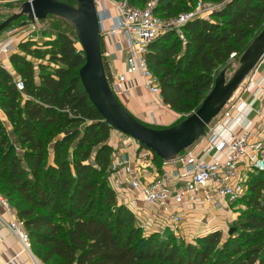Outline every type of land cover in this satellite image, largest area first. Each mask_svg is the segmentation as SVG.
<instances>
[{"label":"trees","instance_id":"1","mask_svg":"<svg viewBox=\"0 0 264 264\" xmlns=\"http://www.w3.org/2000/svg\"><path fill=\"white\" fill-rule=\"evenodd\" d=\"M126 1L142 7L148 0ZM197 1L156 0L154 9L171 17ZM204 1L219 6L185 23L184 41L167 31L146 53L162 103L184 114L177 121L201 104L218 69L231 54L241 55L264 27V0ZM76 42L74 32L56 33L46 51L54 65L40 63L38 71L26 56L12 53L22 90L0 67V105L10 124L8 130L0 119V195L24 221L35 256L44 264H264V171L249 175L237 201L244 208L225 237L218 229L189 242L146 232L133 211L119 204L110 183L113 147L107 141L113 128L83 89L78 70L84 54Z\"/></svg>","mask_w":264,"mask_h":264},{"label":"built area","instance_id":"2","mask_svg":"<svg viewBox=\"0 0 264 264\" xmlns=\"http://www.w3.org/2000/svg\"><path fill=\"white\" fill-rule=\"evenodd\" d=\"M95 4L101 43H110L113 47L112 51L101 49L103 62L107 64V60L115 58L118 53L125 54V74L140 75L144 88L159 99L157 77L146 61L149 44L171 30L184 41L183 25L211 12L209 6H202L201 1H198L196 7L171 17H162L155 12L156 0L146 1L142 7L134 6L126 0H95ZM14 47L12 34L0 39V57H9ZM262 65L264 54L240 84V89L238 87V94L232 95L219 114L207 124L202 136L170 161L157 162L151 150L122 134L123 143H137L141 147L136 155L138 161L152 163L154 159L156 164L163 166L161 170L158 166L159 171L151 181L133 183L140 190V197H134L133 201L140 200L152 212L140 218L144 228H159L160 224L163 229H170L177 234L182 221L174 206L182 207L183 204L190 205L193 210L206 205L211 209H226L235 213L232 205L245 194L249 175L264 171V127L260 131L253 129V116H259L262 112L261 108L256 107L264 95ZM123 75L114 77L110 72L108 81L116 96L122 91L116 87V79ZM15 82L17 88L22 90L23 83L20 80ZM130 162L124 154L114 156L111 161L114 182H118L115 173L121 167L129 166ZM0 203L7 211L16 213L2 195ZM200 220L206 219L203 216ZM153 222L156 225L154 227L150 224ZM7 226L30 253L31 241L24 221L17 217Z\"/></svg>","mask_w":264,"mask_h":264},{"label":"water","instance_id":"3","mask_svg":"<svg viewBox=\"0 0 264 264\" xmlns=\"http://www.w3.org/2000/svg\"><path fill=\"white\" fill-rule=\"evenodd\" d=\"M22 15H26L28 21L53 16L69 24L84 54L78 76L92 105L114 130L136 140L162 161L174 159L202 136L207 124L219 114L264 54L263 27L237 59V66L230 77H226V68L216 74L210 91L194 111L170 126L152 128L123 106L109 84L101 53L95 0H24L20 4V12L0 22V33Z\"/></svg>","mask_w":264,"mask_h":264},{"label":"crops","instance_id":"4","mask_svg":"<svg viewBox=\"0 0 264 264\" xmlns=\"http://www.w3.org/2000/svg\"><path fill=\"white\" fill-rule=\"evenodd\" d=\"M17 47L18 43L15 41V49L13 53L17 52ZM104 48H107L110 51L113 50L112 44L110 43L105 45L103 44V49ZM115 56V58L107 60V66L114 77L115 75L124 74L121 78L117 77L116 79V87L122 89L117 97L123 106L132 115L140 118L144 122L156 123L159 124L160 127H167L173 124V120L176 119V113H174L171 109L163 110L162 106L165 107V105L162 103L161 99H158L159 101L156 104L157 109H151L141 98V92L148 93L142 85V77L138 74H125L124 54L118 53ZM5 59L6 61L3 63L1 62L2 65L6 68H12L9 57ZM262 71L264 73V65H262ZM123 87H127V89L124 90ZM256 107L261 108L262 112L259 116H253V129L255 131H260L261 128L264 127V95L261 100L257 102ZM153 110L156 111L155 114L152 112ZM0 119L9 130L10 124L5 115L0 117ZM116 131L117 130L111 129L109 135V144L114 149L111 161L115 155L119 157V155L121 156L124 154L131 162L129 166H123L115 173V177L118 179V182H114V177L111 175V183L120 202L122 204H126L131 210H136V215L138 217L140 216L142 219L143 214H152V212L149 208H147L148 205H145L143 202H141L143 205L140 207L138 204L136 205L137 202L134 203L132 198H134L135 191L139 189L137 186L133 185V183L136 182L137 184H144L151 181L159 171L158 166H160V170L163 166H161V164H156L154 159L152 163L149 161H138L136 155L141 147L138 146L137 143H123L122 141H118L119 137L116 135ZM116 137L118 138L115 139ZM51 158L52 155L50 156V160ZM174 210L181 215V227H183V231L185 232L184 234L190 238L216 229L223 230L228 227L230 220H234L237 215V212L232 213L226 209H211L206 205H200L196 210H193L190 205L183 204L182 207L174 206ZM155 211L153 209L154 213ZM203 216L206 219L205 221L200 220ZM17 217L16 213L13 214L7 211L0 203V264H44L35 256L32 249L29 253L23 247L18 238L7 226L9 222ZM150 224L152 227L156 226L154 225V222ZM158 227L159 228H150V230H156L158 232L165 230L160 224Z\"/></svg>","mask_w":264,"mask_h":264},{"label":"rangeland","instance_id":"5","mask_svg":"<svg viewBox=\"0 0 264 264\" xmlns=\"http://www.w3.org/2000/svg\"><path fill=\"white\" fill-rule=\"evenodd\" d=\"M199 1L202 2V6L203 7H208L209 6V9H208L209 11L210 10L213 11L215 8H217V6H219L218 3H213V2H210V1H204V0H199ZM21 2L22 1H19V0H3V1H0V22L3 21L4 19H6L11 14L20 12V4H21ZM197 3H198V1H197ZM197 3H196V5L194 7L197 6ZM191 6H193V4ZM58 32H66L69 35L73 34V31L70 28L69 24H67L66 22L61 21L59 19L47 17V18L41 19V20L28 21L26 15H24L19 20H16L13 23H11L8 28L4 29L0 33V39L4 38V37H8L9 34H12V36L15 39L16 43H18V47L16 48L17 49L16 51L18 53L26 56L27 59L31 60L35 70L38 71L40 63L45 65V67H52L54 65V63H52V62H50L48 60L49 55L46 53V51L49 49V43L54 39L56 33H58ZM21 43L24 45V48H21L19 46ZM76 46L78 48H80V45H79L78 42H76ZM181 46H183V45L181 44ZM35 54H39V55L35 56ZM239 56L230 57L229 61L225 65L221 66L218 69L217 72H219L220 70L226 68V77L229 78L230 75L233 73V71L235 70V68L237 66L236 62H237V59L239 58ZM5 58L6 57H0V63L1 62L3 63L4 61H6ZM124 58H125V54H124ZM2 67H4V69H6L7 71H10L12 73V75H13L15 80L18 79V76L15 73V70H14L13 66H12V68H8V67L6 68L5 66H2ZM241 86H239V89H240ZM237 91H238V89H237ZM237 91L233 95L236 96L238 94ZM141 94L143 95V96L141 95V98L143 99V101L151 109H157L156 104L159 101L158 100L159 97L152 95L149 91H148V93L147 92L146 93H144V92L142 93L141 92ZM162 108H163V110L164 109H169L168 106H165V107L162 106ZM152 112L155 114L156 111L153 110ZM174 113H176V119L173 120L174 122H176L180 117H182L184 115V114L182 115L180 113H177L175 111H174ZM3 114L4 113H1L0 117H3L4 116ZM136 118L139 121H141L142 123H144V124H146L148 126H154V127L155 126L156 127L159 126L160 127L159 124L144 122L140 118H138V117H136ZM115 133L119 137L118 141H120V142L122 141L123 142L124 136H122V134H120L121 132H119V131L117 132L116 131ZM118 137H116L115 139H117ZM107 142L109 143V139H108ZM73 143L74 142H71L70 144L72 145ZM66 149H68L69 152H70L69 147H66ZM110 183H111V181H110ZM116 196H117V194H116ZM134 197H140V190H136L135 191ZM117 201L119 202V204H121V202H120V200L118 198H117ZM134 203H136V205L138 204L139 207L143 205L140 200L134 201ZM232 206H234L235 209H238L237 210V215L244 208L243 204H237V202L233 203ZM138 212H140V211H138ZM133 213L135 214L134 217L139 218V220H137L135 218V221L137 223H139L140 216L138 217L136 215V210H134ZM237 215H236V217H237ZM179 228H181V229H177V231H178L177 234H174V232H172L170 229H165V230L159 232L158 234L160 236H164V237L168 236V235H171L175 239L181 240V241H185V242H189L190 240L192 241L196 237L195 236V237L190 238L189 236L184 234L185 232L183 231V227H179ZM143 230L148 232V230L146 228H143ZM221 231H222L223 237H225L226 234H227V231H228V227L224 228Z\"/></svg>","mask_w":264,"mask_h":264},{"label":"bare ground","instance_id":"6","mask_svg":"<svg viewBox=\"0 0 264 264\" xmlns=\"http://www.w3.org/2000/svg\"><path fill=\"white\" fill-rule=\"evenodd\" d=\"M237 91V90H236ZM236 91L234 93H236Z\"/></svg>","mask_w":264,"mask_h":264}]
</instances>
